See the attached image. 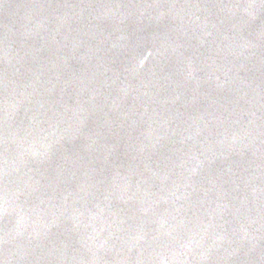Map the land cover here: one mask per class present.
Returning a JSON list of instances; mask_svg holds the SVG:
<instances>
[{
  "label": "water",
  "instance_id": "1",
  "mask_svg": "<svg viewBox=\"0 0 264 264\" xmlns=\"http://www.w3.org/2000/svg\"><path fill=\"white\" fill-rule=\"evenodd\" d=\"M0 264H264V0H0Z\"/></svg>",
  "mask_w": 264,
  "mask_h": 264
}]
</instances>
